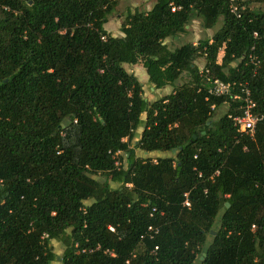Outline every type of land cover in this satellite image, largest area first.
Here are the masks:
<instances>
[{"label":"trees","instance_id":"16d2710c","mask_svg":"<svg viewBox=\"0 0 264 264\" xmlns=\"http://www.w3.org/2000/svg\"><path fill=\"white\" fill-rule=\"evenodd\" d=\"M236 1L155 0L113 35L118 0H0V264H52L53 240L62 264H264V0ZM194 19L220 26L170 47ZM138 63L172 91L148 100Z\"/></svg>","mask_w":264,"mask_h":264},{"label":"rangeland","instance_id":"374dc122","mask_svg":"<svg viewBox=\"0 0 264 264\" xmlns=\"http://www.w3.org/2000/svg\"><path fill=\"white\" fill-rule=\"evenodd\" d=\"M155 0H118V5L115 8V11L112 13L111 16H109V20L105 23V27L108 31H110L113 35H121L120 31V25L124 21L126 15L129 12H133L135 10H147L149 9L153 2ZM254 7H257L258 4H251ZM262 9H264V3L260 5ZM220 25L218 24L214 28H203L200 24V21L198 19H194L191 23L190 28L186 30V32L180 34V38H169L167 39V42L170 47H176L179 46L185 42H194L197 43L200 38H206V37H212L217 30V28ZM223 55V52L219 54V60L221 59ZM203 59L199 57L196 60V63L201 65L203 64ZM126 69L129 72H133L143 83L144 85V96L148 100H156L160 99L163 95L168 94L172 91V87L169 85L165 88L162 89H157L154 88L153 84L149 81V76L148 73L145 69V67L141 64H125ZM225 112L224 107H220L216 109V115L220 116ZM142 131V128H139L136 134V139L139 137L140 133ZM133 146V145H132ZM135 154L137 157L140 158H147L150 157L152 159H156L159 156H170L171 152H161V151H153V152H145L141 150L140 148H135ZM124 158V163H125V157ZM112 187H117L118 183L116 182H111ZM53 245H54V250L57 253L58 257L56 260L52 262V264H62L61 261V255L63 254L64 247L61 244V242L53 240Z\"/></svg>","mask_w":264,"mask_h":264},{"label":"built area","instance_id":"2783aa9c","mask_svg":"<svg viewBox=\"0 0 264 264\" xmlns=\"http://www.w3.org/2000/svg\"><path fill=\"white\" fill-rule=\"evenodd\" d=\"M230 10L233 13L240 15L239 12V4L236 0H229ZM176 8L173 7L172 10ZM200 71H204L203 65H199ZM208 72V70H206ZM231 90V84L229 82H224L220 79H214L212 81V86L210 88V92L215 95H225L229 93ZM244 96L242 97L244 100L243 105V114L237 115L233 118L235 125L237 126L238 130L241 132H245L248 135L253 136L255 131L256 122L258 117H256L253 113V108L255 106V102L250 96V91L248 89L243 88ZM235 98H240L239 94H234ZM184 205L189 206L190 201L188 199V195L186 194L185 200L183 202ZM149 229H153L152 226Z\"/></svg>","mask_w":264,"mask_h":264},{"label":"crops","instance_id":"0c3cea01","mask_svg":"<svg viewBox=\"0 0 264 264\" xmlns=\"http://www.w3.org/2000/svg\"><path fill=\"white\" fill-rule=\"evenodd\" d=\"M190 26H191V24L189 25V26H187V30H188V28H190ZM106 28V27H105ZM167 41V40H166Z\"/></svg>","mask_w":264,"mask_h":264},{"label":"water","instance_id":"95a60500","mask_svg":"<svg viewBox=\"0 0 264 264\" xmlns=\"http://www.w3.org/2000/svg\"><path fill=\"white\" fill-rule=\"evenodd\" d=\"M228 205H229V203H228Z\"/></svg>","mask_w":264,"mask_h":264}]
</instances>
